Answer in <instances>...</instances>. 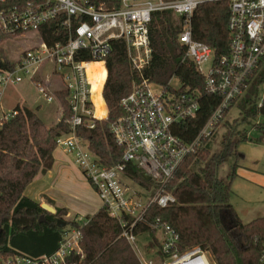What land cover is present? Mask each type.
Here are the masks:
<instances>
[{
	"label": "built area",
	"instance_id": "built-area-1",
	"mask_svg": "<svg viewBox=\"0 0 264 264\" xmlns=\"http://www.w3.org/2000/svg\"><path fill=\"white\" fill-rule=\"evenodd\" d=\"M208 2H226L230 8L229 54L219 58L212 46L193 36V14ZM163 11H171L179 20L180 43L204 76L208 91L221 95L219 105L190 142L177 135L175 128L197 117L201 107L199 91L183 89L180 80L179 86L173 84V78L168 85H161L144 75L153 57L152 17L155 12ZM51 21L55 22L59 40L49 43L39 34V43L21 54L14 69L1 70L0 98L4 89L24 81L33 83L49 102L57 98L55 91L64 90L72 111L71 129L57 138V147L73 156L98 194L102 207L120 223V237L130 243L140 263L154 264L139 245L136 228L141 224L153 226L157 235L161 233L163 264L183 261L195 264L197 260L204 264L202 258L209 261L207 252L200 247L181 251L178 232L160 217L151 222L147 215L152 205L167 208L177 202L171 185L181 165L190 154H196L213 140L227 117L225 113L246 95L264 68V0H120L119 6L113 8L103 0H0V28L5 33H39ZM114 40L125 43L129 62L139 80L121 100L124 114L110 123L123 155L119 163L108 165L76 130L80 126L93 128L96 120L108 116L104 98L108 78L106 60ZM97 63L105 69L100 90L107 110L104 118L96 116L94 81L88 69ZM52 79L61 83V89H51ZM263 105L261 98L259 106ZM17 113L14 108L6 110L0 104V124ZM129 166L149 175L150 180L145 179L148 184L130 175ZM73 219L79 227L65 225L59 246L52 254L17 253L0 264H74L70 258L83 253L81 228L89 219L84 216ZM261 261L264 263V241Z\"/></svg>",
	"mask_w": 264,
	"mask_h": 264
},
{
	"label": "trees",
	"instance_id": "trees-1",
	"mask_svg": "<svg viewBox=\"0 0 264 264\" xmlns=\"http://www.w3.org/2000/svg\"><path fill=\"white\" fill-rule=\"evenodd\" d=\"M103 1L109 8L119 6L120 2ZM229 15L228 3L208 2L201 4L192 17L194 39L212 46L216 58L229 54ZM180 30L181 24L171 11L153 14L150 24L153 57L144 75L161 85H168L172 78L177 77L183 83V89L199 91L201 107L197 117L187 119L175 128L177 135L190 142L219 105L221 95L208 91L204 76L187 57L185 47L180 43ZM56 32L55 22L51 21L41 28L39 34L47 42L54 43L59 40ZM16 36L0 28V71L12 70L16 65V61L7 57L3 47V42ZM106 63L108 78L104 98L108 116L96 120L95 127L80 126L76 132L90 142V148L106 164L113 165L121 161L123 148L116 143L110 123L124 114L121 100L132 91L139 76L129 62L127 47L122 40L112 42V51ZM104 78L105 69L101 66L97 96L105 117L107 110L100 95ZM262 84L264 68L239 101L240 118L228 124L220 148L212 151L210 141L196 154H190L171 185L177 202L167 208L152 205L147 215L151 222L160 217L178 232L181 251L200 247L205 252H211L216 264H264L261 261L264 216L245 223L230 202L232 184L238 176L237 162L225 178L219 174L220 168L230 158L238 161L243 157L239 146L248 140L249 135L247 130L238 126L261 113L259 88ZM54 94L63 105V114L55 126H48L37 114L39 107L31 109L20 104L14 107L17 115L0 124V255L5 258L17 253L30 256L52 254L59 246L64 228L62 222L79 227L74 219H65V208H56V213H51L24 193L40 172L51 169L56 140L71 129L72 111L66 92L57 90ZM257 127L263 130L262 125L257 124ZM127 172L141 183L148 184L139 168L129 166ZM88 219V223L81 228L83 253L72 256L71 263L141 264L130 243L120 237V223L105 208L101 207ZM136 234L149 237L160 250V240L153 226L141 224L136 228Z\"/></svg>",
	"mask_w": 264,
	"mask_h": 264
},
{
	"label": "rangeland",
	"instance_id": "rangeland-1",
	"mask_svg": "<svg viewBox=\"0 0 264 264\" xmlns=\"http://www.w3.org/2000/svg\"><path fill=\"white\" fill-rule=\"evenodd\" d=\"M39 41L40 35L34 31L7 39L3 42V47L7 57L12 61H17L25 50L38 44ZM172 82L175 86L180 84L177 77H174ZM61 87L62 85L57 79H52L51 89H61ZM259 96L262 100L264 99V84L259 88ZM19 103H21L20 105L26 104L34 108L39 107L37 114L48 126H55L63 114L61 101L54 97V101L49 102L30 81L10 85L3 90L0 104L6 110H12ZM238 103L232 107L218 128L217 134L211 141L212 151L220 148V141L228 128V124H233L236 119L239 120L240 109ZM257 124L262 125L263 130L259 129ZM238 127L241 130H247L249 135L248 140L243 141L239 146L243 157L238 161L234 157L230 158L220 168L219 174L225 178L231 170V166L237 162L238 176L232 184L230 202L237 209L243 222L247 223L264 216V114L260 113L257 117L251 118L247 122H241ZM73 218L65 217L66 220H72ZM157 237L161 239V233L158 232ZM149 244H151L150 247H147ZM139 245L146 253L147 258L154 261V264L165 263L158 246L154 245L149 237L140 236ZM207 257L211 264H216L211 252H207ZM4 258L0 255V263Z\"/></svg>",
	"mask_w": 264,
	"mask_h": 264
},
{
	"label": "crops",
	"instance_id": "crops-1",
	"mask_svg": "<svg viewBox=\"0 0 264 264\" xmlns=\"http://www.w3.org/2000/svg\"><path fill=\"white\" fill-rule=\"evenodd\" d=\"M53 157L51 169L40 172L27 186L25 195L41 204L51 202L55 209L65 208L66 217L94 216L102 207L101 200L73 156L56 147Z\"/></svg>",
	"mask_w": 264,
	"mask_h": 264
},
{
	"label": "bare ground",
	"instance_id": "bare-ground-1",
	"mask_svg": "<svg viewBox=\"0 0 264 264\" xmlns=\"http://www.w3.org/2000/svg\"><path fill=\"white\" fill-rule=\"evenodd\" d=\"M88 69H89L90 76L94 81V90H95L94 97H95V102H96V116H98L99 118H104L103 107L97 96L98 85H99L100 76H101V63H97L94 65L92 64L89 66ZM202 260L204 261V264H210L207 258H202ZM180 264H189V261H183ZM195 264H202V262L200 260H197L195 261Z\"/></svg>",
	"mask_w": 264,
	"mask_h": 264
},
{
	"label": "water",
	"instance_id": "water-1",
	"mask_svg": "<svg viewBox=\"0 0 264 264\" xmlns=\"http://www.w3.org/2000/svg\"><path fill=\"white\" fill-rule=\"evenodd\" d=\"M261 113L264 114V105H263L262 108H261ZM142 175H143V177H144L146 180H150V176H149V175L144 174V173H143ZM41 206H42L45 210H47V211H49V212H51V213H56V209H55L52 205H50V204H48V203H43V204H41ZM41 219L43 220V219H44V216H42ZM62 226H65V222H62Z\"/></svg>",
	"mask_w": 264,
	"mask_h": 264
}]
</instances>
